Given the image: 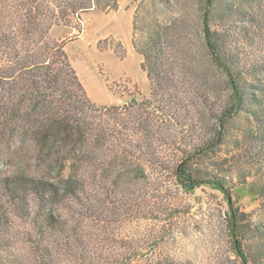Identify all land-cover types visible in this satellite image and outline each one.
<instances>
[{
  "label": "trees",
  "instance_id": "trees-1",
  "mask_svg": "<svg viewBox=\"0 0 264 264\" xmlns=\"http://www.w3.org/2000/svg\"><path fill=\"white\" fill-rule=\"evenodd\" d=\"M197 3L209 59L231 90L219 108L205 74L190 63L189 24L183 17L168 25H141L135 16L133 45L142 56L150 95L132 96L127 105L98 106L66 53L67 42L55 34L66 36L74 28L72 18L98 2L0 0V140L17 152L31 149L46 170L0 177V264H193L171 253L149 258L147 250L157 238L118 231L120 223L173 211L140 195L134 178L144 176L146 167L170 173L190 191L204 185L220 191L228 202L232 244L241 264H264V223H244L233 200L243 192L264 207V0ZM117 4L114 0L108 7ZM239 114L253 126L233 139L232 162L243 170L253 168L254 174L240 173L232 181L200 170L199 163L226 141ZM150 115L194 136L179 146L176 163L160 156L156 144L170 137L154 135ZM112 124L131 133L116 153L111 151L113 158L126 159L119 166L102 159L103 153L95 155L97 147L110 150L106 139ZM83 170L97 178H85ZM18 220L30 230L16 233Z\"/></svg>",
  "mask_w": 264,
  "mask_h": 264
},
{
  "label": "rangeland",
  "instance_id": "rangeland-1",
  "mask_svg": "<svg viewBox=\"0 0 264 264\" xmlns=\"http://www.w3.org/2000/svg\"><path fill=\"white\" fill-rule=\"evenodd\" d=\"M96 1L102 9L97 7L73 17L71 24L74 28H70L66 36L60 35L58 30L55 32L67 42L66 53L93 103L98 106L127 105L132 96L142 100L150 95V81L141 66L142 56L133 45V23L137 16L141 25L156 22L168 25L174 18L183 17L189 24L190 63L199 73L205 74L215 107L226 105L231 90L224 73L209 59L197 0H116L117 8L108 7L114 0ZM234 117L226 141L205 157L198 168L237 181L240 173L250 175L255 170H243L232 162L235 154L233 139L253 124L244 114ZM204 118L210 125L216 124L215 120ZM149 119L154 135L170 137V142L156 144L160 156L169 164L176 163L180 158L179 146L184 147L194 136L153 115ZM107 129L106 140L111 154L108 157L109 151L97 147L95 155L100 157L103 153L102 159L108 160L112 166H119L126 159L113 158L112 152L116 153L113 150L125 144L131 133L113 124ZM145 169L144 176L134 178L140 195L147 197L151 204H161L173 211L170 216L164 214L160 218L120 223L118 231L121 235L157 238L154 247L147 250L149 258L171 253L188 257L193 264H241L232 244L228 202L220 191L208 185L190 191L178 185L168 172L152 167ZM19 170L36 175L46 172L31 149L17 152L0 140V177ZM81 175L87 179L97 178L96 173L93 175V172L85 173L84 170ZM233 200L244 223H264V207L260 206L259 198L236 192ZM64 215L68 213L64 212ZM85 224L92 225L90 221ZM29 230L25 221H15L16 233ZM250 235L249 243L252 241Z\"/></svg>",
  "mask_w": 264,
  "mask_h": 264
}]
</instances>
